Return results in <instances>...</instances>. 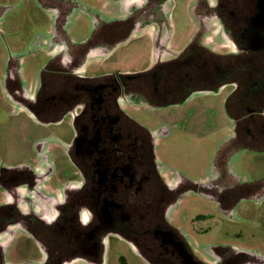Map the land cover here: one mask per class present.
<instances>
[{
  "label": "flooded vegetation",
  "instance_id": "af4514ba",
  "mask_svg": "<svg viewBox=\"0 0 264 264\" xmlns=\"http://www.w3.org/2000/svg\"><path fill=\"white\" fill-rule=\"evenodd\" d=\"M35 1L52 25L37 41L42 65L34 91L27 93L18 73L8 88L40 124L70 117L73 179L48 186L53 167L44 156L33 167L0 168V264H10L6 251L18 232L40 247L36 264H104L110 238L145 264H250L211 247L204 258L191 244L194 233L171 222L185 189L161 172L155 131L124 106L159 110L228 89L231 136L219 150L218 172L227 166L226 147L264 149V0H187L192 30L183 45H173L170 0H99L97 12L80 0ZM76 11L92 26L79 42L69 30ZM140 35L151 44L145 71L86 76L87 67ZM218 172L214 180L225 176ZM229 183H210L220 204L230 203Z\"/></svg>",
  "mask_w": 264,
  "mask_h": 264
},
{
  "label": "rangeland",
  "instance_id": "374dc122",
  "mask_svg": "<svg viewBox=\"0 0 264 264\" xmlns=\"http://www.w3.org/2000/svg\"><path fill=\"white\" fill-rule=\"evenodd\" d=\"M80 1L93 12L103 5L99 0ZM169 9L173 45H183L192 30L187 0H170ZM51 25L52 16L35 0H0V168L33 167L44 156L45 162L53 167L46 184L56 188L59 183L73 179L74 169L66 154V147L74 137L71 119L66 116L55 125L40 124L8 88L14 82L12 76L18 73L30 90L27 93L32 95L31 85L42 65L37 41L41 42ZM91 28L90 18L80 11L71 17L69 30L73 40L81 41ZM150 46L146 36H136L101 62L87 67L86 76L143 72L151 59ZM10 66L13 70L9 71ZM228 91L199 94L182 105L159 110L133 104L124 108L155 131V160L161 172L172 179L169 183L173 184L174 179L185 189L169 214L171 222L182 231L190 229L194 233L191 244L204 258L211 247L233 253L250 264H264V149L226 147L227 166L219 171L225 176L214 180L219 150L231 136L224 112ZM218 181H230L229 185L235 186L229 193L230 203L220 204L218 195L210 191V183ZM4 197L0 187V202ZM106 246L104 264H145L117 239L110 238ZM41 257L36 241L20 232L6 251L10 264H36ZM210 261H216V257Z\"/></svg>",
  "mask_w": 264,
  "mask_h": 264
}]
</instances>
